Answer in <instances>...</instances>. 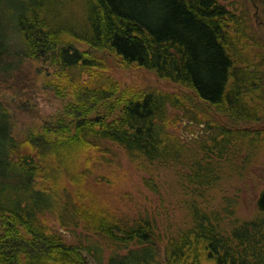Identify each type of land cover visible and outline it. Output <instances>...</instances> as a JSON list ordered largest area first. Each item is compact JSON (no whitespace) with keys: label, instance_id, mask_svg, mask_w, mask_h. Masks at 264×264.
I'll use <instances>...</instances> for the list:
<instances>
[{"label":"trees","instance_id":"1","mask_svg":"<svg viewBox=\"0 0 264 264\" xmlns=\"http://www.w3.org/2000/svg\"><path fill=\"white\" fill-rule=\"evenodd\" d=\"M4 1L0 20L21 48L0 21V264H264V212L242 216L241 188L230 193L264 166V44L249 16L228 0H18L19 11ZM106 54L191 89L230 124L184 137L170 110L197 122L190 98L121 86ZM39 89L61 100L53 114L32 109ZM14 111L40 124L17 135ZM114 147L140 170L178 168L184 223L162 258L155 214L115 207L88 185L115 173ZM145 181L157 191L153 173ZM46 214L97 240L69 242Z\"/></svg>","mask_w":264,"mask_h":264},{"label":"rangeland","instance_id":"2","mask_svg":"<svg viewBox=\"0 0 264 264\" xmlns=\"http://www.w3.org/2000/svg\"><path fill=\"white\" fill-rule=\"evenodd\" d=\"M225 2L226 4L232 3V5L237 6L241 12L249 16L248 21L253 28L254 36L256 35L260 42L264 44V9L262 6H256L252 0H228ZM4 3H6L9 8L13 6L15 11L20 10L18 0H5ZM3 16L11 17L9 13H4ZM0 21L2 22V29L4 31L8 29L12 36L8 43L11 44L14 51L19 50L21 48L20 38L13 32V28L11 30V28L8 27L12 25L4 18H1ZM82 47L84 46L82 45ZM105 63L107 65V71L110 72L123 87L155 89L161 92L176 93L180 96L190 98L187 99V104L195 105L198 118L197 122L191 120V124H188V118L182 116L184 115L183 111L178 109L170 110L171 115H177L178 118V115H181L176 126H173L172 129L176 132H181L184 137L188 139L206 135L208 121L213 123L229 122L216 107L211 105L208 106L201 102L189 88L160 78L155 72L136 64L127 65L121 62L117 57L110 56L109 54L105 56ZM37 64L36 62L26 61V67H30L31 69L37 67ZM41 71H43L42 74L37 77L40 88H42L43 79L46 81L47 77L50 78L51 76V69L49 67L43 66ZM45 73H47L45 76L46 78H44ZM0 93L4 95L3 90H0ZM11 96H14V94H7V97ZM10 100L11 102L8 101L7 104L14 110L16 105L13 101L14 98ZM31 106L32 109L35 107L36 114L39 116H48L57 111L61 106V100L56 98L51 90L39 89L37 97L32 101ZM14 121L16 125L15 133L17 135H20L29 127L40 124V119L36 118V116L31 117L30 114L21 111H14ZM209 132L208 130V133ZM114 153H116L115 161L118 163H115V173L113 175L109 174L110 179H108V176H105L99 185L90 181L88 185L100 192L109 200V203L115 207L118 206L132 214L138 211L146 212L150 215L155 214L158 221V230L163 239V241L158 244L159 257L162 258L166 234L177 230L184 223L185 212L183 203L181 202L182 199H186V196L178 182V168L160 165L157 170L153 169L151 172L147 170L144 171L137 169L127 158L125 152L120 148L114 147ZM261 161H264V156H262ZM254 169H252L251 172L253 171L254 174L256 173L255 177L247 181L245 180L243 186L230 189V193L234 194L236 193V189L241 188L239 196L241 197L242 205L239 207L238 212L245 217H250L253 210L257 208L256 199L258 198L260 190L264 187V166L258 165L255 171ZM152 173L157 188L156 192L153 191L145 181L150 178ZM211 193L215 194L217 200H220L221 191L213 189ZM52 218L50 214L45 215L47 221H51ZM55 222L56 223L53 225L64 233V236L69 242L83 241L89 243L97 240V238L84 232L81 228L75 226L62 227L56 220ZM163 234L165 235L164 237Z\"/></svg>","mask_w":264,"mask_h":264},{"label":"water","instance_id":"3","mask_svg":"<svg viewBox=\"0 0 264 264\" xmlns=\"http://www.w3.org/2000/svg\"><path fill=\"white\" fill-rule=\"evenodd\" d=\"M256 207L258 210L264 212V187L260 190L258 198L256 199Z\"/></svg>","mask_w":264,"mask_h":264}]
</instances>
